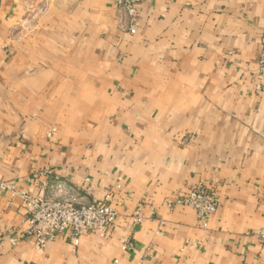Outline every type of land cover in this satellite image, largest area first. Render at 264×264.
Returning <instances> with one entry per match:
<instances>
[{
  "label": "crops",
  "instance_id": "crops-1",
  "mask_svg": "<svg viewBox=\"0 0 264 264\" xmlns=\"http://www.w3.org/2000/svg\"><path fill=\"white\" fill-rule=\"evenodd\" d=\"M135 24L115 0H0V182L17 193L0 189V264H264V0H141ZM195 185L217 195L206 225L169 206ZM21 193L110 196L118 220L78 246L13 245Z\"/></svg>",
  "mask_w": 264,
  "mask_h": 264
},
{
  "label": "built area",
  "instance_id": "built-area-1",
  "mask_svg": "<svg viewBox=\"0 0 264 264\" xmlns=\"http://www.w3.org/2000/svg\"><path fill=\"white\" fill-rule=\"evenodd\" d=\"M141 0H115L117 6L128 16L130 20L129 32L136 34V20L139 17V3ZM258 75L264 79V49L259 58ZM258 90L262 85L257 86ZM56 129L48 133L50 137ZM1 190H13V187L0 182ZM62 190L57 186L55 192ZM24 207L27 212L28 229L19 238H11V243L16 245L25 235L34 238L36 246L44 248L49 242L59 238H65L75 246L79 245L80 238L84 235L95 234L107 236L115 226L118 215L110 204V196H106L100 203H88L75 205L68 200L55 196H33L21 193ZM169 206H188L196 211L197 220L206 225L207 219L217 212L218 199L216 192L203 185L192 186L188 194L179 197ZM136 222H141L140 214L135 216ZM255 235L264 243V229L256 231ZM133 247L132 241H127L123 249L128 251ZM114 264H118L115 261ZM136 264H145L140 260Z\"/></svg>",
  "mask_w": 264,
  "mask_h": 264
}]
</instances>
